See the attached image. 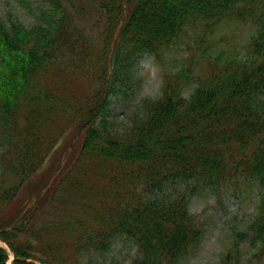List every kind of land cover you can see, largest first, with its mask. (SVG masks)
<instances>
[{
    "label": "trees",
    "instance_id": "1",
    "mask_svg": "<svg viewBox=\"0 0 264 264\" xmlns=\"http://www.w3.org/2000/svg\"><path fill=\"white\" fill-rule=\"evenodd\" d=\"M42 1L31 28L0 18V237L14 264H93L120 239L136 247L128 264H178L207 233L193 196L233 184H259V197L216 264H264V0ZM236 28L240 49L219 37ZM183 43L190 54L163 69L159 94L112 124L139 59Z\"/></svg>",
    "mask_w": 264,
    "mask_h": 264
},
{
    "label": "rangeland",
    "instance_id": "2",
    "mask_svg": "<svg viewBox=\"0 0 264 264\" xmlns=\"http://www.w3.org/2000/svg\"><path fill=\"white\" fill-rule=\"evenodd\" d=\"M47 6L42 0H0V18L7 25L10 20L31 28L37 23L36 16L41 9ZM99 28H92L90 35L98 40ZM242 30L237 28L229 33H220L223 42L240 49L244 46L246 37L241 36ZM218 37V38H219ZM188 43L179 44L171 48L164 56L163 63H156L155 59L144 56L140 59L137 70L136 87L126 95L120 94L111 99L109 114L112 124L115 126H128L134 113L140 114V102L146 97H156L161 89V69H178L190 54ZM195 85H197L195 83ZM192 87L186 90L188 96ZM63 158V157H62ZM55 173L54 175H58ZM53 175V176H54ZM53 179V178H52ZM183 183L180 180L171 181L166 189L180 190ZM259 184H241L240 186L229 185L222 188L220 194L214 190H202L193 196L190 203L191 213L198 221L207 227V233L201 244L178 264H216L223 254L231 247L236 232L246 228L248 222L254 217L255 207L259 197ZM157 193H151V197ZM33 198L25 200L24 211L33 205ZM245 256H250L253 249L248 241L241 243ZM136 254V247L130 240H115L110 251L96 257L93 264H128ZM11 258V257H10Z\"/></svg>",
    "mask_w": 264,
    "mask_h": 264
},
{
    "label": "water",
    "instance_id": "3",
    "mask_svg": "<svg viewBox=\"0 0 264 264\" xmlns=\"http://www.w3.org/2000/svg\"><path fill=\"white\" fill-rule=\"evenodd\" d=\"M0 241L1 242H4L1 238H0ZM4 243H6V242H4ZM6 245L9 247V245L6 243ZM10 251L12 252V250L10 249Z\"/></svg>",
    "mask_w": 264,
    "mask_h": 264
}]
</instances>
